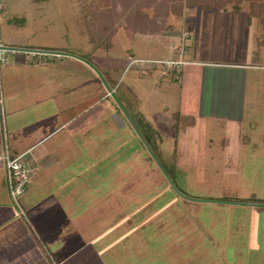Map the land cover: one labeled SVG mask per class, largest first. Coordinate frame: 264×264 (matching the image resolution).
<instances>
[{"label":"crops","instance_id":"crops-1","mask_svg":"<svg viewBox=\"0 0 264 264\" xmlns=\"http://www.w3.org/2000/svg\"><path fill=\"white\" fill-rule=\"evenodd\" d=\"M228 12L232 10L208 9L206 16L199 14L196 23L188 20L182 35L174 31L163 35L141 33L134 40L131 55L115 56L108 64L76 48V42L64 32L57 43L45 38L47 23L35 27L36 22L27 18L20 25L0 22L7 45L66 54L58 57L53 53L8 50L7 61L0 68V156L6 149L12 155L28 153L38 169L21 196L31 216L27 222L10 195L6 164L0 158V264H85L82 257L87 248L98 247L96 242L101 243L108 230L123 220L143 216L151 195L149 189L135 190L143 185L142 179L129 178V171H134V152L125 150L132 161L120 167L119 107L109 90H115L114 81L121 76L122 82L126 72L130 71V87L124 84L116 91L126 99L132 116L142 121L141 126L158 151L164 149L162 155L169 154V146H165L161 133L177 138L180 133L204 132L212 148L216 143L209 127L216 120L225 127L226 135L219 143L222 153L236 148L246 158L264 155V131L260 130L262 123L264 126L260 110L264 95L259 97L264 93V48L258 40L260 23L243 11L232 12L227 18ZM217 42L221 48L215 47ZM231 42L238 44L236 52L230 48ZM138 44L144 45L140 51ZM208 51L215 58L224 56L229 61H210L206 55L203 57ZM217 51L220 54L216 55ZM158 59H180L184 63L178 70L166 71L152 62ZM146 61L151 63L139 64ZM211 64L224 68L221 100L227 113L222 116L208 111L210 103L218 99L213 93L208 95V90L207 110L203 109L205 80L208 84L212 76V68L208 72L207 66ZM141 68L145 73L142 76L138 74ZM209 86L211 93L213 85ZM80 87L98 91L75 100ZM140 97L147 100L144 107L137 103ZM86 102L89 105L83 107ZM235 103L239 104V115L229 113ZM107 106L111 107L109 113ZM71 108H75L72 113H66ZM146 110L150 115L142 119ZM132 140L130 136L128 141ZM143 150L139 148L140 155ZM58 154L65 162L57 161ZM71 154L79 159L71 161ZM120 171L127 175L123 177ZM238 202H212L218 208L206 211L213 216H235L230 236H225V231L222 236L207 230L216 250L226 255L233 252L232 259L222 255L221 259L208 260V264H264L258 252H264V221L259 220L255 228L256 240L244 238L251 232L247 227H251L253 211L263 217L264 203ZM198 210L193 206L191 212L201 221L205 215ZM243 239L245 245L241 247Z\"/></svg>","mask_w":264,"mask_h":264},{"label":"rangeland","instance_id":"rangeland-1","mask_svg":"<svg viewBox=\"0 0 264 264\" xmlns=\"http://www.w3.org/2000/svg\"><path fill=\"white\" fill-rule=\"evenodd\" d=\"M0 1L3 4L0 22L20 25L27 18L29 22H36L35 27H38L37 24L47 23L48 30L43 32L45 38L50 41L54 39V42L57 43L61 41L59 34L64 32L72 42H76V48L88 52L90 56L101 58L104 64H108L115 56L120 55L127 58L128 55H131L134 40L139 34L163 35L174 31L182 32L179 34L182 35L188 20L196 23V19L200 20L199 14L206 16L208 14L206 11L213 8L230 9L236 14L243 11V14L245 12L251 18L258 19L260 23L257 28L260 34L258 40L264 48V0ZM232 12H228L226 17H230ZM30 18L34 20H30ZM2 38L5 40L4 36ZM138 45V51L143 49L144 45ZM214 45L217 48L222 46L219 42ZM229 46L236 52L238 44L231 42ZM218 54H220L219 51L216 55ZM205 55L210 61H229L224 56L215 58L216 56H211L209 51L203 52V57ZM139 64L150 63L146 61L139 62ZM210 66H207V70L209 72V69L212 68V76L208 77V84L205 80L203 109L207 110L208 90V95L213 93L218 97L214 104L210 103L208 111L222 116L227 113L221 100L223 67L217 64ZM118 71L120 73L123 71L120 66ZM129 74L130 71L124 74L122 82L120 81L121 76L116 78L114 81L115 91L121 90L124 84L128 88L130 87ZM138 74L140 76L145 74L142 68ZM209 85H213L211 93ZM96 90L87 91L80 87L75 100ZM117 94L122 103L121 105L117 103L120 128L118 162L122 163L120 167L127 166L130 164L127 162L134 159L132 161L134 171H129V178L142 179L141 184L143 185L139 188L135 187V190L143 189L146 192V189H149L152 201L143 209L142 217L123 220L107 231V234L102 237L101 243L100 241L96 242L98 247L89 246L88 251L86 249L81 251V255L87 251L86 255L82 257V261L85 264H208V260L221 259L222 255L232 259L233 252H227L229 254L226 255V253L216 250L217 245L211 240L207 230L211 229L219 235L225 231V236H227L229 229L234 225L235 216L229 218L223 217L221 214L213 216L206 211H211L213 206L218 208V205L212 202H226L225 198L234 199V201H227L233 203L238 202L239 200L236 199L239 198L256 197L264 200L262 198L264 197V155L247 156L250 160L244 164L247 158L238 149L229 148L222 153L219 143L222 142L226 133H224L225 127L217 120L209 127V135L212 134L216 143L212 148H210L209 140L205 137L206 133L204 132L195 130V133L193 131L190 135L180 133L177 138L161 133L165 146H169L167 149L169 154L162 155L164 149L161 152L158 151L153 143L154 140L147 137L143 125L141 126L140 122L142 121L132 116L128 103L121 92L119 91ZM263 95V92L260 93V96L258 94L261 99ZM113 100L116 101L115 98ZM146 102L147 100L141 97L137 100L138 105L143 107L148 104ZM109 108L111 109L107 106V110L104 109L109 113ZM260 110L261 114H264V106ZM239 112V104L235 103V107H232L229 113L239 115ZM149 113L150 111L146 110L142 119L148 118ZM128 115L131 116V119ZM112 125L114 127V123ZM260 130L264 131L263 123ZM130 136L133 138L132 142L128 141ZM77 144L79 143L77 142ZM176 144H178L177 147ZM126 146L128 148L123 150L122 147ZM139 148L144 149L141 155ZM60 149L62 146L57 150ZM125 150L135 153L131 157L132 159L129 157L128 160ZM69 157L72 159L71 161L79 159L75 154H71ZM58 160H62V163L65 162L62 154L57 155ZM37 165L40 168L38 162ZM149 168L150 170H148ZM36 170L38 169L36 168ZM41 173L45 174L46 171H41ZM126 173L120 171V174H124L123 177L127 175ZM21 198L19 204L15 201L14 204L19 212H23L21 216L24 220L29 222L31 216ZM192 205L198 206V211H202L205 215L201 221L192 214ZM251 216L249 223L251 227H247L249 230L251 229V232L248 237L244 235V238L246 240L249 238L250 242L257 239L254 233L258 221H264V215L260 217L255 211ZM99 222L100 224L104 223L102 220H97V223ZM251 233L253 235H250ZM241 244V247H244V239ZM100 245L101 247H99ZM258 252L259 257L264 260V252ZM243 253L245 254V251ZM251 257L254 258V253L251 254Z\"/></svg>","mask_w":264,"mask_h":264},{"label":"built area","instance_id":"built-area-1","mask_svg":"<svg viewBox=\"0 0 264 264\" xmlns=\"http://www.w3.org/2000/svg\"><path fill=\"white\" fill-rule=\"evenodd\" d=\"M3 10V4L0 1V15ZM7 44L4 42L1 34L0 25V68L7 61L6 52L8 51L5 46ZM58 57L66 55L64 53H54ZM156 66L166 70L173 71L178 70L184 63L180 59H158L153 60ZM151 63V62H149ZM1 83V82H0ZM2 102V99L0 98ZM0 158L4 160L7 169V182L8 189L12 199L19 204V199L25 193L28 183L34 176L36 167L34 163L30 160L28 153H22L19 155H12L8 149L1 154Z\"/></svg>","mask_w":264,"mask_h":264},{"label":"water","instance_id":"water-1","mask_svg":"<svg viewBox=\"0 0 264 264\" xmlns=\"http://www.w3.org/2000/svg\"><path fill=\"white\" fill-rule=\"evenodd\" d=\"M5 48L7 50H14V51H28V52H41V53H53V54L54 53H64L62 51H54V50L41 49V48H28V47L11 46V45H6ZM109 90L112 96L115 98L116 102L121 105L122 103L118 95H116L115 90L113 88H109ZM128 116L131 119V116L130 115ZM234 203H239V202H234ZM250 204H255V203H250Z\"/></svg>","mask_w":264,"mask_h":264},{"label":"trees","instance_id":"trees-1","mask_svg":"<svg viewBox=\"0 0 264 264\" xmlns=\"http://www.w3.org/2000/svg\"><path fill=\"white\" fill-rule=\"evenodd\" d=\"M85 105H89V102H86L84 103L82 106L84 107ZM76 108V107H75ZM75 108H71L68 112L66 113H72V111L75 109ZM225 201H234V199H231V198H225L224 199ZM236 200H239V201H242V202H260V203H264V200L263 199H259V198H256V197H250L248 199H243V198H239V199H236Z\"/></svg>","mask_w":264,"mask_h":264}]
</instances>
